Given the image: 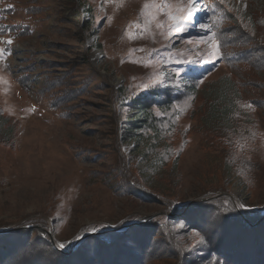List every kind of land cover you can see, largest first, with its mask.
Segmentation results:
<instances>
[{
  "label": "rangeland",
  "instance_id": "374dc122",
  "mask_svg": "<svg viewBox=\"0 0 264 264\" xmlns=\"http://www.w3.org/2000/svg\"><path fill=\"white\" fill-rule=\"evenodd\" d=\"M189 7L188 0H0L4 232L35 227L52 242L76 245L131 218L127 229L157 214L191 217L206 197L227 195L239 211L238 204L264 209V0H199L193 22L184 19ZM189 66L206 82L200 96L240 99L238 121L207 119L204 100H190L157 111L178 114L161 145L123 139L125 105ZM128 179L157 197L117 187ZM184 232L189 246L201 236Z\"/></svg>",
  "mask_w": 264,
  "mask_h": 264
},
{
  "label": "trees",
  "instance_id": "16d2710c",
  "mask_svg": "<svg viewBox=\"0 0 264 264\" xmlns=\"http://www.w3.org/2000/svg\"><path fill=\"white\" fill-rule=\"evenodd\" d=\"M183 71L180 76L176 73L173 77L164 75V80L171 84L155 85L125 105L123 139L135 140L136 146L148 141L161 145L166 141L162 132L173 131V120L178 114L174 113L173 118L161 117L157 111L168 112L178 103L190 100H204L208 105L207 119L212 120V115L221 113L226 119L218 123L238 121L241 108L236 95L226 94L218 101L210 96H200L206 84L202 74L193 72L192 66ZM179 77L180 82H174ZM121 91L123 89L115 90L113 94ZM238 140L232 135L230 144L234 145ZM116 167L123 170L120 162ZM128 180L118 183L117 187L137 192L134 194L140 199L157 197L138 181ZM206 199L194 203L191 217L184 215L177 221L168 214H157L152 221L128 229L101 230L76 245L56 242L55 246L48 235L35 227L15 228L8 232L0 228V264H157L155 261L164 264H264V209L245 210L238 204L239 211L227 195ZM134 220L128 219L123 224H131ZM188 228L195 232L193 236L201 234L199 239L192 238V246L182 241L180 234ZM198 252L196 258L189 260Z\"/></svg>",
  "mask_w": 264,
  "mask_h": 264
},
{
  "label": "snow or ice",
  "instance_id": "6c2138e0",
  "mask_svg": "<svg viewBox=\"0 0 264 264\" xmlns=\"http://www.w3.org/2000/svg\"><path fill=\"white\" fill-rule=\"evenodd\" d=\"M198 3H199V0H188V4H189L190 7L187 10L186 18H184L188 22H193L194 21L196 12L199 11V9L196 8V4H198ZM8 7H12V6L9 5ZM177 23H180V21H178ZM4 43L11 44L12 40L9 39V40L5 41ZM4 52H5V49L0 48V59H3ZM3 82H4L3 78L0 77V83H3ZM60 247H63V245H60Z\"/></svg>",
  "mask_w": 264,
  "mask_h": 264
},
{
  "label": "water",
  "instance_id": "95a60500",
  "mask_svg": "<svg viewBox=\"0 0 264 264\" xmlns=\"http://www.w3.org/2000/svg\"><path fill=\"white\" fill-rule=\"evenodd\" d=\"M236 202V201H235ZM128 227V226H127ZM126 226H123V227H121V228H119V230H123V229H126L127 228ZM89 235H92V233H90V234H87V236L86 237H88ZM85 237V236H84ZM84 237H82L80 240H83L84 239ZM53 243L56 245V243L53 241Z\"/></svg>",
  "mask_w": 264,
  "mask_h": 264
}]
</instances>
